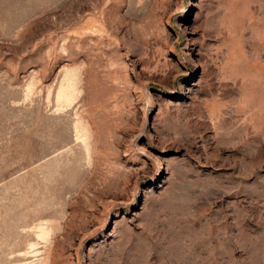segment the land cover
<instances>
[{
	"label": "rangeland",
	"instance_id": "374dc122",
	"mask_svg": "<svg viewBox=\"0 0 264 264\" xmlns=\"http://www.w3.org/2000/svg\"><path fill=\"white\" fill-rule=\"evenodd\" d=\"M0 264H264V0H0Z\"/></svg>",
	"mask_w": 264,
	"mask_h": 264
}]
</instances>
